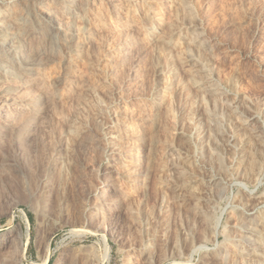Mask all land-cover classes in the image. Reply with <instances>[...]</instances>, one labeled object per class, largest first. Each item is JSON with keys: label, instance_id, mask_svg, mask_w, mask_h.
<instances>
[{"label": "bare ground", "instance_id": "1", "mask_svg": "<svg viewBox=\"0 0 264 264\" xmlns=\"http://www.w3.org/2000/svg\"><path fill=\"white\" fill-rule=\"evenodd\" d=\"M223 2L224 0H0V182L5 172L15 171L19 164L12 156L30 151L32 144L37 143L40 135L49 136L48 131L53 130V128L49 130L50 122L63 123L64 121L66 129L64 133L59 134L60 140L58 139L57 146H50V153L56 155L54 159L56 161L52 165L57 167L59 177H61L60 184L56 181L59 184L57 199L59 195L63 196L62 192L67 188L66 184L69 180H73L77 186L78 183L80 185L84 171L80 170L79 165L82 164L78 165L77 157L78 154L85 153L88 148L95 154L92 160L95 167H100L103 160L107 161L102 173L101 186L99 185L102 191L94 195L90 208L86 210L91 219L124 218L131 212L126 201L128 197L126 192L134 196L145 190L149 184L156 192H159L164 178L166 181L167 177L175 194L177 206L181 207L185 204L183 200L185 198L181 199L179 195L182 190L188 189L192 192V205L194 206H191L193 208L191 218L194 221L198 217L208 218L211 211L204 210L203 200L199 197L197 186H195L197 180L188 170L189 162H191L190 156L183 151L180 144L176 147L169 143L172 140L168 142L167 135L170 129L168 131L167 125L171 122L169 126L173 125L174 128L171 120H176L175 114L173 115V105L178 97L186 101L189 98L198 100L204 98L208 103H212L218 97L222 99L220 97L223 95L217 93L212 81L214 73L211 68V54L213 53L207 38L203 37V24L207 20V15L210 16L206 14L208 9ZM234 2L228 7L226 14H223L224 10L221 12L220 9H212L214 16L222 17L223 27L228 25L255 28L254 19L258 17V12L264 13V0ZM163 5H168L166 11ZM260 21V32L258 31L260 34L257 39L259 46H255L254 51L264 58V18ZM169 57H174V59L170 62ZM80 59L85 66L86 74L76 70L75 64ZM55 68L56 71H54ZM179 71L181 78L178 76ZM146 77L154 80L153 86H149L151 84L144 86ZM140 87L142 91L137 93ZM152 92H154V97L149 99L148 96ZM58 105L69 106L72 115L69 113L71 116H66V119L64 116L60 117L62 115L57 112ZM175 106L177 105H174V108ZM227 107L231 109L230 106ZM234 111L237 110L234 109ZM244 112L230 114L236 119V125L229 152L236 159L238 158L237 162H232L231 171L237 176H251L255 187H258L264 173V162L259 161L261 164H257L256 156L257 151L264 148L263 145L261 146L264 144V137L260 133H250L259 128L258 120L254 115H245ZM205 117L208 119L210 115L206 113ZM212 118L209 119L212 120ZM26 122L27 125H25ZM100 122H103L106 128L113 130L110 140L106 141L105 145L101 143L103 140L101 141L95 134L96 132L93 134V126ZM249 130L252 131L247 135ZM175 132L179 141L181 139H184L182 142L187 141L188 136L186 138V134L181 129ZM53 133L55 134L54 131ZM172 135L170 133L169 138ZM46 139L44 138L45 142ZM252 146H257L259 149L254 151ZM97 149L99 152L96 151ZM10 153L15 154L10 155L14 163L7 159ZM51 170L53 172V169ZM6 174L8 176V173ZM45 180L44 178V181H41L42 184H45ZM69 183L68 185L71 184ZM205 184L209 191H219L225 188V183L218 177L211 178ZM53 186L55 185L49 188L54 190ZM39 188L41 190V186ZM123 189L126 192L122 191ZM88 195H91V191ZM64 201L65 199L62 202ZM83 202L87 200L84 199ZM56 203L59 204V201ZM259 203H264V196L257 204H248L251 208L249 212L239 211L237 214L229 253L224 252L226 249L216 252L205 251V247L194 245V222L189 230L181 229L182 242L189 243V248H187L191 250L189 257L195 253L207 252L209 254L204 257V264H264V212L257 215L251 213ZM79 210L77 209L76 212ZM146 212L149 219V213ZM133 220L130 219L131 222L128 221V223H132ZM150 222L153 224L152 221ZM100 224L102 225V222ZM219 227V219L209 223V238L211 237L213 241H216L220 234ZM149 230H151L150 227ZM165 236L168 237L167 234H164ZM21 241L22 234L19 230L15 237L0 240V264H12L9 263V255L7 257V244L15 245ZM179 241L175 240L172 243L173 249H180L183 246ZM104 250L103 259L106 260L109 249L106 247ZM23 253L24 249L20 250L19 254L23 255ZM152 253L150 245L143 246L141 257H144V264H150ZM184 264L190 263L185 262Z\"/></svg>", "mask_w": 264, "mask_h": 264}, {"label": "rangeland", "instance_id": "2", "mask_svg": "<svg viewBox=\"0 0 264 264\" xmlns=\"http://www.w3.org/2000/svg\"><path fill=\"white\" fill-rule=\"evenodd\" d=\"M226 1L228 3H226ZM234 1L241 2L244 0H224L226 4L223 2L224 4L218 3L216 4L217 6L215 5V7H210L206 13L210 15L209 16L210 18L207 15V20H206L207 22L205 21V23L203 24L204 25L203 37L204 39L207 38L206 40L209 42V45L211 46L212 48L211 50L213 53L211 54L212 55L211 68L214 73V75L212 74V81L214 84V88L217 90V93L223 95L222 97H220L222 99H219L218 97V99H216L212 103H208L204 98L203 99L200 98L199 100L197 98H193V99L189 98L191 101L189 99L186 101V99L184 98L182 99V97H178V99L176 98L177 102L176 101L174 102V105H177L178 107L175 106L174 108L173 105V115L175 114L174 116H176V120L175 121H173L174 119L171 120L173 122L172 124H174V128L173 125L171 127L169 126L171 122H169L167 125L168 131L170 129V132H168L167 135L168 142L172 140L169 143H172L176 147H179L181 145L180 147L183 149V151L190 156V160L192 163L189 162L190 164L188 166V170L191 173V175L192 176L194 175L193 177H195V179L197 180L195 186H197L196 188L198 190L197 192L199 194V197L203 200L202 204L204 210L208 209L211 211L209 217L203 219L198 217V219L195 221L191 218L192 217L191 215H193V211H192L193 208L191 207L193 206L192 205L193 201L191 196L192 192L188 189L182 190L180 192L182 196L181 195L179 196L181 199L185 198L183 199L185 204L182 205L181 207H178L175 199V194L170 187L171 184L169 183V181H167L168 180L167 177L166 181L164 178L163 181L164 183L162 182V187L159 189V192L158 191L156 192L151 186V184H149L148 187L142 192L135 194L134 195L135 197L133 195H128V192H126L124 189L122 190L125 191L128 196L126 198V201L131 211L128 215L124 217V218L127 217L126 219L117 218V217H116L117 219L114 217H107V219L105 218V220H98L94 218L91 219V217L88 215L89 212L86 210L90 208L91 206L90 203L93 201L94 195L102 191L100 189L101 186L100 184L102 182V176H103L102 173L104 171V167L107 161L103 160L102 165L100 167H95L92 162L94 158L93 156L95 154H93L91 150L88 148L87 151H85L86 154L80 153L78 154L77 157L78 165L82 164L79 165L81 167L80 170L84 171L87 177L83 172L81 183L80 185L78 183V186L77 184L75 185L73 180H69L68 183L71 181L70 182L71 184L70 183H69L70 185H68V183L66 184L67 188L65 186L66 189L62 192L63 196L59 195L57 199V191H58L57 187H59V184L61 182L60 181L61 177H59L60 173L58 169H56L57 167H55V165L54 166L52 165L56 161L54 160L56 155H52V153H50L51 152L50 146L51 147L53 145L57 146L60 140L59 134L64 133V130L66 129V124L64 123V121L63 123L50 122L49 130H52L53 128L52 131H48L49 132L48 135L50 137L47 135L45 136L40 135L41 142L39 141L40 140V136H39L37 143L38 142L40 143L38 144L33 143L32 144L33 146L29 149L30 151L27 150L28 151L27 153H23L22 155H18V156L17 155L12 156V154L13 155L15 154L10 153L9 157L7 156L8 160L10 159L14 163L13 160L14 158L17 163L22 165L21 166L17 164L18 166L16 165L17 168H15V171L12 170L9 172H5L4 173L5 176L2 175L1 177L2 183L0 182V194L2 195V196L0 195V240L15 237L17 230H19L22 234V241H21L22 244L19 242H18L19 244L16 243L15 245L7 244L6 251H7V257L9 255L8 259L10 258L9 263L44 264L46 261V264H66L69 262H75L76 264H144L145 261H144V257H141V252L143 246L148 244L151 246V253L153 252L150 264H177V263L184 264L185 262L186 263L189 262L190 264H204L203 263L204 257L209 253L207 252L195 253L192 257H189V254L191 253V250L187 249L189 248L188 247L189 243L182 242L181 240L182 238L180 236V230L181 229L189 230L190 228H192L193 222L195 223L194 225L195 236L193 237L194 245H196L197 247L199 246L205 247L206 248L205 251L212 250L216 252L218 250L226 249L224 252L229 253V251L231 250L230 247L232 244L231 242H233L231 240L233 238L232 231H233V225L236 223L235 220L237 214L239 213V211L249 212L251 208L249 207L248 204L255 205L259 202V199H261L264 196V173L261 177L260 186L255 187V182L252 178H250L251 176L250 177L247 175L237 176L236 173H233L231 171L232 164L237 162L238 158L236 159V157L232 156V154L229 152V148L232 146L231 141L233 140V135L235 131L234 127L236 125V119L231 117L230 114L233 112L241 113L245 111L244 112L245 115L246 114L254 115L258 120L257 126L259 128H256L257 131L255 132H250L252 130H249L247 135L249 134V132L253 134L260 133L264 137V73H263L264 58H261L254 51V49L259 46L257 45V39L260 34L259 33L260 24H261L260 20L264 18L263 15L264 13L262 11L258 12L257 14L258 17L256 16V18L254 19V22L256 24L255 28L250 29L248 26L247 27L243 26L241 28L240 26L235 27L228 25L223 27V20H221L222 17H220V15L219 16L215 15L217 16L215 17L212 9L214 8L218 10L220 9L221 12H223L224 10L223 14H226L228 12V7H230V5L233 4ZM163 6L165 8L164 11H166L168 9L167 8L168 5H163ZM222 6H224V8ZM209 11L210 12L212 11V13H210ZM251 35L253 36V38L256 37L255 38L256 40L253 39ZM248 37L251 43L249 42ZM241 40L244 41L242 42ZM173 59L174 57L173 58L169 57L170 62ZM143 61L145 60L143 59ZM81 63L82 60L80 59L75 64L76 70L79 72L81 71L80 73L82 74L83 73L86 74L85 66L83 65V63L82 64ZM261 69L263 70V72ZM54 71H56V68L54 69ZM178 76H180L181 78V72L180 74H178ZM144 81H146L144 82V86H146L147 84H151L149 86H153V84L155 83L154 80L149 77H146V79L144 78ZM140 90L142 91L141 87L137 90V93L139 92L141 93ZM153 97H154V92H152L151 95L148 96L149 99H152ZM222 100L225 103H223ZM202 103L204 105H202ZM67 105L70 106V104ZM208 105L211 107H209ZM225 105L230 106L231 109H229ZM69 106L58 105L57 107L58 110L57 109L56 110L59 115H62L60 117L64 116V118L66 119L67 118L66 116L69 117L72 115V110H70ZM232 108H234L237 111H234V109ZM228 109L230 110L229 113H228ZM68 110L71 112H69ZM199 110L202 112H200ZM211 111L213 113H211ZM69 113L71 115H69ZM206 113L207 115H210L208 119L209 118L211 119L213 116L212 120L210 119L208 120L207 117H205ZM82 120L86 122L85 119ZM213 121H215L214 124ZM98 124H95L93 126L94 128L93 134L94 132H96L95 134H97V136L101 139V141L103 140L101 143L105 145L106 141L110 140V136L112 135L111 131L113 130L111 128H106L103 122L102 123L100 122ZM25 125H27V122L25 123ZM96 128L97 130H95ZM172 128L174 130V134ZM180 129L181 131L184 132V134H186L185 137L188 136L187 141L182 142V140L184 139H181L179 141L177 138L178 136L175 135L176 133L175 131H178ZM56 130L58 131V134ZM53 131L55 132V134L53 133ZM170 133L171 135L173 134L170 137L171 139L169 138ZM209 134L210 136H208ZM43 137L45 139L48 137L46 139V142ZM42 142L45 143L43 144ZM46 143L48 144L45 145ZM254 143H256V141H254ZM45 146L48 147V149ZM261 146L264 147V144H261ZM256 147L252 146L253 148L252 150L255 151V149H259L258 147L257 148ZM36 148L37 149L39 148L38 151ZM261 149L262 150H258L259 152L257 151L258 155L255 154L258 156V157L256 156L258 160L255 158L257 164L258 163L261 164L260 162L262 163L264 162V148ZM89 150L90 152H88ZM96 151L99 152L98 149ZM260 154L261 155L263 154L262 157ZM47 155H49V157ZM23 159L25 161H23ZM81 160H83V162ZM45 161H47L48 163ZM42 162L45 164L44 165L45 167L42 165L43 164ZM90 164L93 165L94 168ZM89 167L96 170H92ZM51 169H53V172ZM6 173H8V176ZM195 174L197 175L195 176ZM210 177L211 178L218 177L222 179L223 182L225 183L226 189L224 188L219 191L217 190L209 191V189H207V184L205 183L211 179ZM44 178L46 179L45 180L46 182L45 184H42L41 181H44ZM84 179H86V181ZM250 179L252 180L250 181ZM52 185H55L53 186V188H55L54 190L52 188H49ZM39 186H41V190ZM71 186H72V190H70ZM68 188L70 191L68 190ZM152 189L154 190V192H152L153 191ZM89 191H91V195L87 196ZM52 199H54V201ZM64 199L65 201L62 202ZM84 199L87 200V202H83ZM56 201L57 202L59 201V204L56 203ZM130 202L131 204H129ZM137 202H139L140 204ZM54 206L56 207L54 208ZM73 206L76 207V209ZM77 209L78 210L81 209L78 211L79 213L76 212ZM144 210L145 212H142ZM146 211H148L149 213V219L146 214L147 213ZM67 212L69 213L67 214ZM81 212L82 214H80ZM261 212H264V203H259L255 208V210L251 211V213H254L255 215ZM129 218L131 220L134 219L133 222L130 224L128 223V221H130ZM217 219H219L220 221V227H219L220 234L217 240L213 241L211 237L209 238L208 226L209 223L211 224L212 221L214 222ZM150 221H152L153 224H151ZM101 222L102 225L100 224ZM103 222L104 223L106 222L105 225ZM146 226L147 227L149 226L151 230H149V227L148 229H146L147 228ZM178 226H180L181 228L179 229ZM202 232L205 234H203ZM164 234L165 235L167 234L168 237L166 236L164 237ZM206 234H208L207 235L208 237H206ZM202 236L203 237L205 236V238H203ZM151 239H153L154 241L153 240L151 241ZM175 240L177 242L180 240L179 243L183 245L180 247V249L172 248L173 246L172 243ZM263 244H264V237H263ZM106 247L109 249L108 250L109 255H108V259L104 260L103 255L105 252L104 249ZM22 249H24V253L23 255H20L19 253L20 250ZM174 250L175 252H173Z\"/></svg>", "mask_w": 264, "mask_h": 264}]
</instances>
